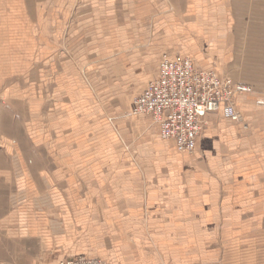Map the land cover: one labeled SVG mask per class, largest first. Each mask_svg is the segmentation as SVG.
I'll use <instances>...</instances> for the list:
<instances>
[{
	"label": "crops",
	"instance_id": "obj_1",
	"mask_svg": "<svg viewBox=\"0 0 264 264\" xmlns=\"http://www.w3.org/2000/svg\"><path fill=\"white\" fill-rule=\"evenodd\" d=\"M233 3L0 0L2 51L23 32L36 36L42 49L47 36L74 35L78 23L82 34L98 28L93 34L100 35L116 81H128L132 68L157 63L162 55H183L252 88L234 97L240 121L204 114L193 152L180 153L161 140L154 144L157 153L142 160L145 170L137 150L135 156L109 157L101 139L94 163L89 125L75 118L52 123L51 135L27 117L20 118L18 131L1 129L0 178L11 185L2 193L1 226L20 243L37 244L32 264L48 253L109 264H264V0H254L243 15L231 11ZM15 18L26 22L7 23ZM241 18L249 21L244 36L235 20ZM153 66L148 76H138L142 86L156 74ZM132 118L160 138L150 115ZM108 171L118 180L110 188L103 182ZM92 179L99 180L97 188ZM28 194L35 210L27 207ZM72 194L82 197L74 201ZM10 207L17 213L13 222L7 220Z\"/></svg>",
	"mask_w": 264,
	"mask_h": 264
},
{
	"label": "rangeland",
	"instance_id": "obj_2",
	"mask_svg": "<svg viewBox=\"0 0 264 264\" xmlns=\"http://www.w3.org/2000/svg\"><path fill=\"white\" fill-rule=\"evenodd\" d=\"M232 1L234 3L231 5V11L243 15V12H250L254 0ZM235 20L242 22L244 28L242 27L241 32L243 35L249 25L248 19ZM3 21L0 19V26H3ZM25 22L26 20L19 18L7 20V23L16 26ZM113 23L111 25L115 26ZM97 30V27L91 28L90 35L82 34L78 23H75L74 35L68 33L47 36L48 44L44 43L42 49L37 45L36 36L23 32L20 36L12 35V40L8 39L11 45L8 41L7 45H10L12 49L8 48L7 51L1 49L3 36L0 35V92L3 93L7 90L11 92L9 99H5L6 96L3 99L0 93V130L7 128L13 132H15L14 130L18 131L20 118L27 117L33 118V120L29 119L31 122L42 124L44 131L51 135V130L54 128L51 127L52 123L65 124L71 121L69 117L75 118L79 125L85 127L89 125L87 128H89L88 134L92 142L90 147L92 160H96L94 163H97L98 153L103 149L99 147L98 140L101 139L100 142L105 141L104 144L107 145L105 147L109 157L112 156V153L124 157L135 156L137 150L140 158L139 165L141 169L145 170L146 164L142 163V160L155 155L157 148L154 147V144L164 140L159 138L157 131L152 126L145 128L142 123L136 122L132 118L131 107L136 96L146 85L142 86L138 76L141 75L144 78L148 76L154 69L153 65H157L158 62L143 68H132V74H128L130 76L127 77L128 81H116V78L114 80L113 67L108 64L105 52L100 50V35L93 34L98 32ZM175 37L178 36L172 35L173 40ZM168 53L179 52L171 50ZM150 78L152 77H148L147 81ZM25 112L27 115H24ZM36 113L38 116L33 115ZM53 133H55L54 130ZM114 142L119 144L116 149ZM113 175H110L108 171L106 180H103L107 188L118 183ZM91 181L92 187L99 186L98 179ZM8 187L10 188L11 185L7 182L4 184L3 179L0 178V207L3 204L2 193L6 192ZM33 196L32 194L27 195V207L30 210L36 208ZM71 196L74 201H78L82 197L73 194ZM89 197L92 202L98 200L97 195ZM16 209L15 207V211H17ZM9 212L11 215L7 214L9 215L7 220L13 222L16 220L17 213L12 207ZM1 220L0 264H32L35 258L31 256L36 254L37 244L34 242L20 243L14 239L13 233L8 235L2 228L3 221ZM79 257L87 256L81 255L72 259ZM98 259L109 264L104 259ZM60 261L61 259L59 260L56 256L48 253L47 257L38 258L36 264H58Z\"/></svg>",
	"mask_w": 264,
	"mask_h": 264
},
{
	"label": "built area",
	"instance_id": "obj_3",
	"mask_svg": "<svg viewBox=\"0 0 264 264\" xmlns=\"http://www.w3.org/2000/svg\"><path fill=\"white\" fill-rule=\"evenodd\" d=\"M248 84L234 82L213 69H202L189 56L164 55L156 74L136 96L131 114H147L157 126L160 138L173 142L180 153L194 151L204 129L203 115L220 113L240 121L234 97L250 92ZM58 264H106L98 258L79 257Z\"/></svg>",
	"mask_w": 264,
	"mask_h": 264
}]
</instances>
